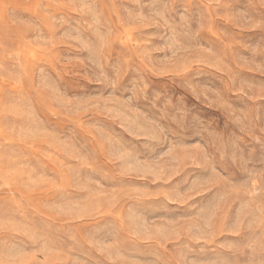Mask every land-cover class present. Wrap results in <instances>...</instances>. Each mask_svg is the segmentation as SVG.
<instances>
[{"label":"rangeland","instance_id":"374dc122","mask_svg":"<svg viewBox=\"0 0 264 264\" xmlns=\"http://www.w3.org/2000/svg\"><path fill=\"white\" fill-rule=\"evenodd\" d=\"M0 264H264V0H0Z\"/></svg>","mask_w":264,"mask_h":264}]
</instances>
